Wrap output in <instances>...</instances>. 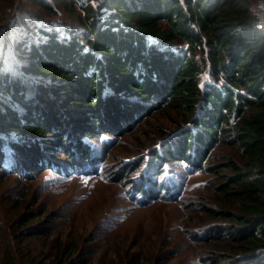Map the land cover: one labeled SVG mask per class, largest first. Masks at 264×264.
I'll list each match as a JSON object with an SVG mask.
<instances>
[{
    "label": "trees",
    "instance_id": "trees-1",
    "mask_svg": "<svg viewBox=\"0 0 264 264\" xmlns=\"http://www.w3.org/2000/svg\"><path fill=\"white\" fill-rule=\"evenodd\" d=\"M31 1L50 16L65 5L77 24L35 27L42 41L16 42V72L0 61V176L96 174L102 160L91 137L121 136L152 112H173L175 132L151 151L163 180L140 175L130 197L180 201L189 176L178 178L172 163L211 174L238 212L222 199L220 210L203 205L229 227L196 240L225 242L243 260L236 264H264V29L250 1ZM54 144L68 149L69 165L47 148ZM218 146L233 152L212 155Z\"/></svg>",
    "mask_w": 264,
    "mask_h": 264
},
{
    "label": "rangeland",
    "instance_id": "rangeland-1",
    "mask_svg": "<svg viewBox=\"0 0 264 264\" xmlns=\"http://www.w3.org/2000/svg\"><path fill=\"white\" fill-rule=\"evenodd\" d=\"M249 1L264 29V0ZM55 6L57 10L50 16L31 0H0V61L4 70H19L16 42L42 41L35 27L48 25L63 30L77 24V11L72 13L63 4ZM176 118L173 112L157 110L121 136L91 137L102 160L98 173L93 175L77 176L71 170L60 174L49 169L35 172L32 179L1 175L0 264L242 262L233 257L225 242L215 238L196 240L201 232H206V237L213 228L229 227L225 221L201 211L203 205L220 210L224 203L225 208L237 211L236 205L222 199L217 191L221 182L211 174L194 171L187 175L183 166L172 163L169 170L178 178L189 176L180 201L138 205L129 195L128 190L131 185L137 186L140 175L147 173L158 183L163 180L165 174L157 173L158 160L152 158L151 151L175 132ZM104 137L113 139L111 145H105ZM55 145L46 147L69 165L68 149L60 153ZM3 151L7 165L13 160V151L8 146ZM231 152L218 146L212 155L221 157Z\"/></svg>",
    "mask_w": 264,
    "mask_h": 264
}]
</instances>
